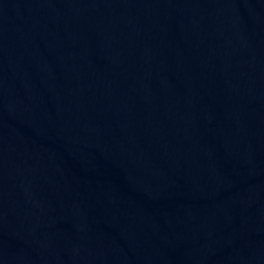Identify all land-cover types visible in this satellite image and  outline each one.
I'll return each instance as SVG.
<instances>
[{
  "label": "water",
  "instance_id": "obj_1",
  "mask_svg": "<svg viewBox=\"0 0 264 264\" xmlns=\"http://www.w3.org/2000/svg\"><path fill=\"white\" fill-rule=\"evenodd\" d=\"M0 264H264V0H0Z\"/></svg>",
  "mask_w": 264,
  "mask_h": 264
}]
</instances>
